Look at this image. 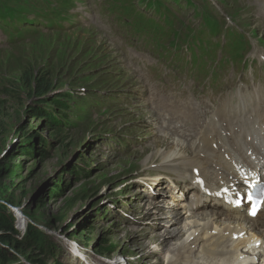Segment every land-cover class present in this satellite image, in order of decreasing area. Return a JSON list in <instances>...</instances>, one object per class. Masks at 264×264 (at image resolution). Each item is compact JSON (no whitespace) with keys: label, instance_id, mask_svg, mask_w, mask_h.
<instances>
[{"label":"rangeland","instance_id":"rangeland-1","mask_svg":"<svg viewBox=\"0 0 264 264\" xmlns=\"http://www.w3.org/2000/svg\"><path fill=\"white\" fill-rule=\"evenodd\" d=\"M207 1L229 25L226 14L237 26L247 28L245 68L231 67L227 71L232 82L249 85L257 91L264 83V19L261 24L258 21V14L264 12V0H235L239 6L234 5V0H217L225 4V12L214 0ZM182 2L191 4L190 0L161 3L159 17L163 24L173 22L171 15L177 10L169 4L181 8ZM128 3L129 24L123 19L116 25L119 30L139 37L146 24L135 13L137 0ZM249 3L258 4V14ZM101 8H105V13L110 10L108 4ZM40 9L36 0H0V11L7 15L12 11L35 13ZM97 12L95 9L91 14ZM87 28L92 29L47 31L5 46L0 31V206L11 215L13 230L12 241L0 243L6 258L3 264L19 258L14 264H37L38 260L43 264H110L107 260L116 256L117 261L122 260L125 255L129 256L128 264H138L142 252H136L129 239L137 226L142 225L144 205L140 207L142 212L138 211L140 208L129 211V205L147 197L145 193L150 189L156 190L153 199L163 196L164 203H172L171 197L164 194L169 190L167 187L160 190L155 187L170 186L168 179L157 172L144 173L143 166L133 161L151 152L145 145L151 136H146L150 130L145 129L147 119L139 115L136 102L139 93L132 82L137 78L136 73L160 76L172 86L181 81L174 69L153 56H136L134 64L128 65L131 59L124 60L120 54L117 57L118 51L93 27ZM168 32L166 26L162 31L164 40ZM89 34L92 41L96 40L95 44L81 38ZM14 42H18L17 46L10 47ZM99 44V51L106 54L104 57H99L95 50ZM135 44L152 51L160 49L142 38ZM111 56L115 58L110 62L102 60ZM36 73L48 74L55 81L45 98L59 92H66L70 98L67 115L72 126L63 128L56 133L58 136L46 119L32 118L35 107L53 106L45 98L24 90L23 80H32ZM181 80L191 78L181 77ZM150 215V221L144 220L158 221V212ZM121 217L128 219L130 226L121 224ZM133 222L136 224L131 225ZM34 234L41 237L39 246L34 243ZM14 242L18 248H14ZM93 242L106 244L114 252L98 257ZM154 243L149 238L144 243L146 250H157ZM163 257L167 259L170 255ZM152 263L154 260L144 264Z\"/></svg>","mask_w":264,"mask_h":264},{"label":"bare ground","instance_id":"bare-ground-1","mask_svg":"<svg viewBox=\"0 0 264 264\" xmlns=\"http://www.w3.org/2000/svg\"><path fill=\"white\" fill-rule=\"evenodd\" d=\"M81 5L87 7L88 0L81 1ZM77 10L74 15L81 14ZM91 27L116 50L105 31ZM86 28V32L92 29ZM81 38L96 43L90 34ZM100 47L95 50L104 57ZM116 54L118 57L120 53ZM112 58L115 56L102 60L110 62ZM136 77L132 83L141 96L136 102L139 115L147 119L145 129L150 134L146 136L151 137L145 145L151 152L133 161L143 166L144 173L173 178L174 187L173 191L169 185L164 186L169 189L165 194L172 199L168 205L164 199H153V189L145 193L147 197L140 194L143 198L129 205L132 212L144 205L142 225L129 239L136 252H142L138 262L264 264V221L260 220L264 210L251 218L236 207L237 192L244 187L245 179L256 177L257 171L264 169V91L258 90L256 97H245L251 91L249 87L227 80L226 88L216 94L154 84L144 75ZM155 187L163 188L159 184ZM177 187L186 189L178 191ZM225 192L229 196L222 204L216 199ZM152 212L159 213L158 221L149 222ZM126 220L121 217V224L130 226ZM149 238L155 240L157 250H146L144 243ZM251 252H257L256 256ZM164 254L170 257L165 259ZM108 261L115 263L117 256Z\"/></svg>","mask_w":264,"mask_h":264},{"label":"trees","instance_id":"trees-1","mask_svg":"<svg viewBox=\"0 0 264 264\" xmlns=\"http://www.w3.org/2000/svg\"><path fill=\"white\" fill-rule=\"evenodd\" d=\"M18 42H14L10 44V47L17 46ZM50 81V84H47V82ZM23 88L24 90H29L32 95L37 96L38 98H45V95L49 92L51 89L52 84L55 83L53 78H50V75L48 74H35L33 79L25 78L23 80ZM22 87V85H20ZM70 99L68 97V94L66 92H59L54 94L53 96L46 97L45 100H48L51 105L53 106H48V105H39L35 107V110H33V116L32 118L35 120L37 118H42L46 119L48 122V125L53 127V130L55 132V136H58L56 133L62 132L63 128L71 126L70 121V116L67 115L68 110L70 109L69 101ZM64 107V108H62ZM50 111H53L50 112ZM55 113V114H54ZM55 119V120H54ZM21 132L24 131L23 128L19 129ZM40 152V151H39ZM11 215L7 214L4 209L0 206V229L2 230V233H0V243L12 241L11 239V233H12V225H11ZM34 234V243H37V246H39L40 238ZM95 243L96 246V251L98 254H110L113 253L114 250L106 246V244H99L97 242ZM18 244L14 242V248H18ZM51 250L50 248H48ZM14 253H11V256H13ZM9 256V255H8ZM13 258V257H12ZM10 262L7 264H14L15 262L19 261V259H9ZM6 258H5V253L3 250H0V264L5 263ZM37 264H43L41 263V260L35 261ZM59 264V263H56Z\"/></svg>","mask_w":264,"mask_h":264},{"label":"snow or ice","instance_id":"snow-or-ice-1","mask_svg":"<svg viewBox=\"0 0 264 264\" xmlns=\"http://www.w3.org/2000/svg\"><path fill=\"white\" fill-rule=\"evenodd\" d=\"M252 215H255V210L252 212Z\"/></svg>","mask_w":264,"mask_h":264}]
</instances>
